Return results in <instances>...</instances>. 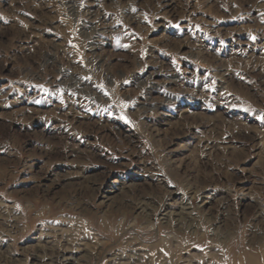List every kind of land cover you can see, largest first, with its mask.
<instances>
[{
	"label": "rangeland",
	"instance_id": "1",
	"mask_svg": "<svg viewBox=\"0 0 264 264\" xmlns=\"http://www.w3.org/2000/svg\"><path fill=\"white\" fill-rule=\"evenodd\" d=\"M0 264H264V0H0Z\"/></svg>",
	"mask_w": 264,
	"mask_h": 264
}]
</instances>
